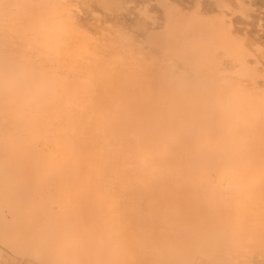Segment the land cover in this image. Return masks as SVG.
Returning a JSON list of instances; mask_svg holds the SVG:
<instances>
[{"label":"bare ground","instance_id":"bare-ground-1","mask_svg":"<svg viewBox=\"0 0 264 264\" xmlns=\"http://www.w3.org/2000/svg\"><path fill=\"white\" fill-rule=\"evenodd\" d=\"M8 2L16 11L0 3L1 261L227 264L242 249L264 252V89L223 74L221 50L244 78L259 76L249 46L225 35L224 16L166 9V29L141 40L163 56L137 69V53L132 67L126 54H108L115 43L93 50L66 1ZM33 42L42 66L28 55ZM135 187L153 198L148 215L122 213Z\"/></svg>","mask_w":264,"mask_h":264},{"label":"rangeland","instance_id":"rangeland-1","mask_svg":"<svg viewBox=\"0 0 264 264\" xmlns=\"http://www.w3.org/2000/svg\"><path fill=\"white\" fill-rule=\"evenodd\" d=\"M64 1H66V3H67L66 6L68 7L69 12L72 10L71 11L72 13L71 14L69 13V14L71 16L74 15L75 18L73 16L72 17H73V20L75 21V24H77V25L79 24L78 26L81 25L83 27L82 28L80 26L78 28L79 29H83V30L85 28L84 31H86V29H87L86 32L87 33L90 32L91 36L90 35L89 36L91 38V40H90L91 47H92V44L96 47L95 48L93 46L94 47V48H92L93 50L98 52L100 50V48L97 49L99 46L101 47V49H104L106 47V49H104V52H105V50L113 48V46H115V44H116V47L114 49H116L118 46H119L118 48L120 49L124 42H126V44L128 42V43H130V45L132 44V47L129 46V44H127L130 47L131 52L129 51L128 46H127V49L124 48L125 44L122 46L123 49L125 50V52L123 51L122 48L120 50L119 49H116V50L113 49L114 50L113 53H112L113 50H111L109 53L107 51L106 52L109 55L111 54V56L114 55L115 51H116L115 54H117V53L118 54L121 53V55H123V54L125 55L126 54L125 56L128 59L126 60L125 57H123V59H124V61L126 60L125 65H130V66L134 63L135 60L138 59V58L135 59V58L132 57V55L135 56L136 53H137V55H139V57H140L138 59L139 61L138 62L135 61L136 63H134V65H136V67L140 64L139 65L140 67L139 68L137 67V69H140V68L142 69L143 65L145 64L144 60L149 59V57H151V55H155L156 60L161 59L160 56L162 54L161 53L162 50L159 49V47H157V46H155L156 50H154L155 48L152 47L154 45H150L152 48L148 49L149 47H147L146 45L149 46V44L144 43V42L146 41V39H147L149 34L160 33V32H163L166 29L165 28L166 18H167L166 9L174 7L175 9H179L183 13H186V15H190L191 12L193 13L194 11H197L199 9L198 10L199 11V15L200 16L203 15V17L207 18V19H211L212 17L219 18V17L224 16L225 17L224 19H225V22H226L227 26L232 31V32H225L224 31L225 35L226 36L228 34H231L230 36L236 35L239 39H242L246 43L247 46H249L248 48H250L249 50L252 51V52H250L251 56H250V54L248 55V65L253 66V68L256 65V69L258 68L257 70H259V71H257L258 74H259L258 77H261V75H262V77L264 76V74L260 75V73H264V71H263L264 70V0H242V1L241 0H238V1L237 0H117L119 2H123L122 8L118 9V8L112 7L111 10L105 8L103 6V4L100 2L101 0H77V1L76 0H69V1L68 0H64ZM111 1L116 3V0H111ZM0 3L2 4V6H3V4H6V5H4V8H6V9L9 8L8 11H7L9 14H10V12L13 9L11 14L8 15V16H12V14L16 11L14 9V7H12V5L8 2V0L5 1V3H4L3 0H0ZM7 3H9V5ZM74 5L76 7H73ZM229 5H230V7H229ZM70 6H72V7H70ZM11 7H12V9H11ZM92 13H93V15H92ZM105 14H106V16H105ZM98 20H100V21H98ZM13 22L15 23V21H12V23ZM107 25L108 26L110 25V26L108 27ZM105 26H107V27L104 28ZM146 32H147V34H146ZM116 34H118V35H116ZM104 36H106V38ZM124 36H125V38H124ZM17 37L18 36L13 37V39L20 41L21 39L19 37H18V39H16ZM103 38H104V40H103ZM110 38H111V41H110ZM93 39L97 40V43H95V41H93ZM113 39L115 40V42H113L114 41ZM136 39L139 40L138 41L139 43H140V41L142 39H144V40H142L144 42L141 41V43L138 44L136 42L137 41ZM98 40H99V42H98ZM106 40H107L108 44L105 43ZM133 40H134V42H133ZM118 41H119V43H118ZM98 43H99V45H97ZM100 43H101V45H100ZM102 43H105L107 46L102 44ZM135 43H137V44H135ZM142 43H144V44L142 45ZM117 44H119V45H117ZM134 44L137 46V48L139 50H137V48H134V46H135ZM108 45L109 46L111 45V46L108 47ZM141 45L143 47L145 45L146 47L143 48ZM33 46L36 47L37 45L35 46V43H34V45H32L30 47L32 48ZM30 47H28V50L31 49ZM36 48H35L36 50L35 49L33 50V48H32V50H30V51H33V52H30L28 55L30 57L32 56V58H33V56L35 58L36 55H37L39 60H43L44 58L46 59L45 54L43 55L42 54L43 52L41 53L42 50H39L38 47H36ZM145 48L148 49L146 51H149V53L145 52V50H144ZM157 50H161V51L158 53ZM34 51L37 52L38 54L34 53ZM122 51H123V53H122ZM99 52L102 53L103 50H102V52H101V50ZM127 52H128V54H127ZM156 52H157V54H155ZM100 53H97V54L99 55ZM138 53H141V54H138ZM142 53H143L144 57L142 56ZM144 53H146V54L144 55ZM223 53H224V51H222V50H221V53L219 52V56H221V54H222V58L220 57L219 61H220V63L222 62L221 63V67H222V69H224L223 70V74H225L226 77H228L230 79L240 78V81H242V84L244 83L243 81L246 80L245 82L248 81L247 83H245L246 87L249 86V88H252V87L256 88L258 86L256 88L257 90L260 89V88L262 90L264 89L263 88L264 87V79L262 77L261 78L257 77V79H256L257 83H254V81H252L249 78H246V77L244 78V76H242L240 74V68L241 67H239L240 66L239 62L233 56L228 55L227 53H224V56H223ZM103 54H105V53H103ZM130 54H131V56H130ZM254 54H256V56H253ZM41 55H43V57ZM111 56H109V57H111ZM129 56H130V59L133 58L134 61L133 60H129ZM145 56L148 57V58L144 59ZM162 56H163V54H162ZM37 57H36V59H37ZM114 57L117 58V56H115V55H114ZM228 57H230V58L228 59ZM140 59H142V60L140 61ZM221 59H223V61ZM230 59L232 61H230ZM233 59H234V61H233ZM258 59H259V61H258ZM39 60L37 59L38 62H36V60H35L34 63L36 62L35 64L38 65L40 63ZM253 60H255V61H253ZM44 61H46V60H44ZM129 61H131L133 63L131 64V62H129ZM259 62H261V63H259ZM45 63L41 61V63L38 66H42ZM64 64H62L61 66L63 67V65H64L63 68L66 69V67H67L66 71L69 70L68 69V67H69L68 62H67V64L66 63H64ZM179 64L180 63L177 64L179 66V68H177V69H181L182 70V68L180 66L181 64L180 65ZM222 64L224 65V67L226 66L225 68H229V69L226 70L225 68H223ZM232 64H233V66H231ZM49 65H52V63L49 62ZM258 65H259V67H257ZM232 68H234V69H232ZM229 73H230V75H232V73H233V75L230 76ZM234 74H236V76ZM235 77H237V78H235ZM259 91H261V90H259ZM3 126H4V130H6L8 132H13L14 128H15V126L11 122H9L8 124L5 123ZM60 128L61 127H59V124H58V126L55 127V132L56 131L58 132V129L60 130ZM70 135H71L72 139H78V140L81 139V141L85 140L84 142H86V140L88 141V138L90 136L87 133H85V134H83L81 136H77L75 134V132L74 133L71 132ZM135 190H137V188L133 190L134 192L129 193V194H127L124 197V199L126 200V203H125V205L123 207V212L122 213L123 214H129L130 213V214H133L135 216V212L140 210L139 212L136 213L138 215V217H142L143 213H144V215H146V214L148 215L149 210L152 208L150 206H153L152 203L150 204V202L153 201L152 200L153 198L151 196H149L148 192L145 191V190H139L138 192L135 191ZM132 195L135 198L136 197L137 198L135 199L134 197H132ZM148 196L150 197V201L148 199ZM130 198H131V200H130ZM137 200H139V202ZM131 201H132V203H131ZM144 205H148V206H146L147 208ZM127 209H128V211H127ZM144 209L146 210V212H145ZM142 210H143V212H142ZM126 211H127V213H124ZM139 213H140V215H139ZM252 249H253V251H251ZM252 249L251 250L247 249L249 251H247L246 249H244V250L242 249V250H239V251L235 252L236 255L234 254L233 257H231V259H235V257H236V259L235 260H231L230 259L227 264H233V263H230L231 261L232 262L235 261L234 264L235 263L239 264L240 261H241V263L243 262L242 264H264V261H263L264 260V252H263L262 248L254 247ZM245 254L247 256H245ZM261 258H262V260H261ZM202 260L205 261V262H203L205 264L206 263L207 264H213L209 258L202 257L201 260L199 259V261H201V262H202ZM246 260L248 261V263L246 262ZM4 263L5 262L0 260V264H4Z\"/></svg>","mask_w":264,"mask_h":264}]
</instances>
